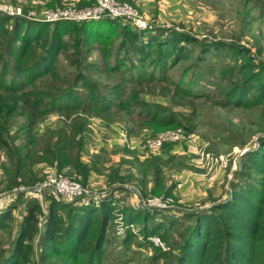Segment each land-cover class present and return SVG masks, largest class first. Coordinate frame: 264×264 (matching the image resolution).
<instances>
[{
	"label": "rangeland",
	"instance_id": "374dc122",
	"mask_svg": "<svg viewBox=\"0 0 264 264\" xmlns=\"http://www.w3.org/2000/svg\"><path fill=\"white\" fill-rule=\"evenodd\" d=\"M23 1L29 8L26 12L37 14L56 8L83 10L93 2L63 0L59 5L39 9L31 1ZM115 1L129 2L136 8L146 22L138 24V28L152 24L162 27L158 28L162 33L158 34V40H153L156 44L145 49L146 55L136 51V62L117 65L130 69L128 82L123 78L127 70H108L109 47L119 38L100 45L83 32L72 36L70 40L76 37L80 44L62 51L51 73L29 83L30 71L26 69L43 55L48 39L45 44L37 40L30 57L20 60L10 55V50L5 52L7 35L0 34V109L9 102L22 103L23 99H16L6 91L15 84L27 93V101L39 102L41 110L48 107L40 117H29L30 123L35 122L33 125L18 109L8 113L9 108L4 110L9 116L5 120L8 132L4 136L12 146L0 145V198L10 199H3L0 209L10 203L15 208L12 217L0 228V264H175L184 239L182 234L188 231L193 213L227 198L233 179L253 186L263 179L249 164L243 168V162L248 154L263 147L264 105L236 106L231 103L229 92L235 81H240L238 71L246 58L264 63V0ZM9 6L4 5L7 11L14 10ZM167 52L173 54L165 56ZM185 52L187 59H176ZM23 63L25 69L20 65ZM80 71L86 75L92 90L76 86L78 83L77 88L73 85ZM71 86L72 93L64 94ZM57 92L59 97H54ZM77 102L97 105L100 111L59 107ZM121 104L127 108L113 112ZM157 109L158 117L164 121L178 119L179 126L160 127L145 119L147 112ZM72 121L76 126L86 122L84 129L89 132L84 138L86 145L76 157L77 164L63 168L49 162H39L31 168L25 165L28 160L23 155L31 149L37 150L33 145L24 146L29 138L35 140L32 135L44 137L50 129ZM176 127L183 129V140L165 143L152 151L139 149V143L142 145L147 138ZM131 140L138 143V148ZM189 145L192 147L188 148ZM198 150L221 155L224 161L206 164L200 160ZM36 155L34 159L40 158ZM10 156L17 157V161L20 157L19 174L29 181L10 185L16 166ZM148 166L150 170L146 169ZM49 173L78 182L87 189V193L75 198L54 195L55 200L73 205L56 204L61 216L70 223L73 222L70 217L78 211V206L88 203L87 199L96 205L103 198H112L113 217L108 220L100 243L97 241L101 232L91 230L83 252H71L76 258L51 249L48 243L46 201L44 198L40 201L33 188ZM37 198L44 213L37 211V221L32 226L28 206L36 203ZM152 198L167 199L172 207L164 211L144 208L140 200ZM129 209L143 211L141 214L147 216V222H127L125 214ZM158 225H163V229L151 231ZM145 229L157 233L164 246L154 245L150 236H144ZM19 249L26 255L21 256Z\"/></svg>",
	"mask_w": 264,
	"mask_h": 264
},
{
	"label": "trees",
	"instance_id": "16d2710c",
	"mask_svg": "<svg viewBox=\"0 0 264 264\" xmlns=\"http://www.w3.org/2000/svg\"><path fill=\"white\" fill-rule=\"evenodd\" d=\"M149 26L140 29L119 19H110L108 17L81 22L60 20L50 23L33 21L23 16H10L0 13V34L3 35L5 33L7 35L5 52L10 50V55L24 60L25 57H30L32 54L37 40L45 44V40L48 39L43 55L36 59L35 64L31 65L32 67L26 69L30 71L28 73L29 83L33 82V79L51 73L59 54L72 46L80 44L76 37H73L72 40L70 38L82 32L85 35L93 36L91 41L100 45L107 43L111 39L119 38L113 46H108L110 48L107 58L108 70L111 72L114 70H127L128 73L123 78L128 82L127 77L129 78L130 76V69L128 67L121 68L117 65L125 64L126 66L128 61L130 63L136 62L138 59L136 51L141 55H146L147 51L145 49L147 50V47L156 44L153 40H158V34H162L158 28L162 27H157L155 24ZM125 36H127V40ZM132 51L135 52V55L132 54ZM169 54L170 52H167L165 56ZM174 56L176 57V55ZM188 57L185 52L177 55L176 59L182 60ZM20 65H23L24 69L26 68V64ZM77 75L78 77L73 85L75 86L78 83L76 86L80 85L84 90L85 88L92 90L90 88L92 85L84 72L80 71ZM238 75L240 81H235L234 87L229 92L231 103L236 106L245 103L264 105V63L246 58L239 68ZM11 76H13L12 73ZM29 79L31 80L29 81ZM238 82H241V84H238ZM71 87L65 90L64 94L72 93L73 86ZM6 91L13 94L16 99H23L21 104L9 102L1 106L0 109V145L8 146L9 148L12 145L9 143V138L4 136L8 132L5 120L9 116H6L4 110L9 108L6 110V113H8L18 109L20 114L26 116L28 123L33 125L35 122L30 123L29 117L32 116V119L37 116L40 117L46 112L48 107L41 110L39 102L27 101L25 99L27 93L17 84L9 86ZM57 95L58 92L54 94V97H59ZM66 97L68 98L69 95ZM60 100L62 101V98ZM124 104H121L113 112H121V110L127 108H124ZM95 106H87L81 102L67 106L66 104L59 105L63 110L81 109V111H86L85 109H96L100 111ZM159 113L158 109L153 113L149 111L146 113L145 119L151 124H159L160 127L179 126L180 121L178 119H167L164 121L163 118L158 117ZM71 123L50 129L44 137L32 135L35 140L31 141L29 138L24 146L33 145L37 147V150L31 149L28 151L29 149H27L28 152L26 151L27 153L23 155L28 160L25 165L31 168L39 162H49L58 164L60 168H63L70 164H77L78 160L76 157L78 158V154L82 152L83 147L86 145L84 138L89 132L87 128L84 129L86 122L84 124L81 122L78 126H76L77 123L74 121ZM34 153L40 158L34 159ZM10 161L12 164H16L13 170L14 176L10 178V185L29 181L24 180L23 177L21 178L20 175L22 174H19V171H21L19 167H22L20 165V157L19 161H17V157L13 159L10 156ZM248 164L250 168L260 173L263 179H260L256 186L247 185V183H237L233 179L230 182L232 190L227 198L193 213L188 231H184L182 234L184 239L178 249L175 264H264V144L261 150L248 154V157L243 162V168ZM146 169L150 170L151 168L148 166ZM7 187L10 186L7 184ZM44 199L47 210L45 211L47 213L45 221L48 243L51 245V249L55 251L61 250V253L69 258H76L71 255L72 251L77 254L83 252V248L91 236L90 231L93 229H98V232H101L97 241V244H99L108 220L113 217L112 198H106L105 200L103 198L96 205L91 204L90 199H87L88 203L78 206L77 209L75 208L78 211L73 217H70L73 220L72 223L61 216L58 205H56L66 204L65 202L55 200L56 197L49 192L44 193ZM36 201V203L28 206V218L32 226L37 221V211L44 213L41 202L38 199ZM66 205L72 204L68 203ZM14 208L10 203L6 209L0 210V228L4 227L6 221L12 217ZM132 210L125 214L127 222H147V216L143 215L144 213L141 214L143 211ZM162 229L163 225H158L152 228L151 231ZM151 231L147 232L145 229L144 235L143 230L142 233L139 230V234L148 237L151 234L159 236L157 233H151ZM130 234L134 235L133 232H130ZM57 246H60V248H57ZM19 251L21 256L26 255L22 252V249H19Z\"/></svg>",
	"mask_w": 264,
	"mask_h": 264
},
{
	"label": "built area",
	"instance_id": "2783aa9c",
	"mask_svg": "<svg viewBox=\"0 0 264 264\" xmlns=\"http://www.w3.org/2000/svg\"><path fill=\"white\" fill-rule=\"evenodd\" d=\"M129 2H117L115 0H93L92 6L83 10H72L69 8H56L54 10L43 11L41 13H35L34 11H27L25 14L21 15L25 18H28L33 21H43L54 23L60 20H68L74 22H81L85 20L99 19L103 17H108L110 19H121L128 21L131 24H145V20L141 18L138 12L135 10ZM7 9L0 1V13H7ZM13 13V12H9ZM20 14V13H19ZM185 138L184 131L182 128H168L162 130L154 137L147 138L143 141V144L140 145L139 149L141 151H152L158 148L159 146L169 143V142H178ZM131 140V144H134L138 148V143ZM192 146L189 145L188 148ZM196 149V146H193ZM192 150V149H191ZM200 153V160L206 164H214L224 161L223 156H212L209 152H204L198 150ZM34 192L38 196L39 200L42 201L44 198V193L49 192L58 198H75L83 196L87 193V189L84 188L80 183L64 178L55 173L47 174L40 182H38L35 187ZM39 193V194H38ZM95 197V196H94ZM37 198V199H38ZM4 200L8 201L10 198H0V206L4 204ZM145 206L144 208L168 210L172 206L168 200H163L162 198H152L146 200H140ZM149 240L157 246H164L161 238L157 235L150 236Z\"/></svg>",
	"mask_w": 264,
	"mask_h": 264
},
{
	"label": "crops",
	"instance_id": "0c3cea01",
	"mask_svg": "<svg viewBox=\"0 0 264 264\" xmlns=\"http://www.w3.org/2000/svg\"><path fill=\"white\" fill-rule=\"evenodd\" d=\"M5 1L7 4H10L12 8H14V10L8 11L7 13H5V14H8L10 16H22L21 13L25 14L26 10L29 9L28 6L26 7V5L23 4L24 3L23 0H14V1L13 0H5ZM27 1H31V3L35 4V6H37L40 9V8H48V7H50V4H52L54 6L59 5V3L63 0H25V3H27ZM11 7L9 6L8 8L11 9ZM9 12H13V13H9ZM136 27H138V26H136ZM112 142L113 141H111V143ZM132 194H134V193H132ZM6 207H4L3 209H0V210H4V209H6Z\"/></svg>",
	"mask_w": 264,
	"mask_h": 264
}]
</instances>
